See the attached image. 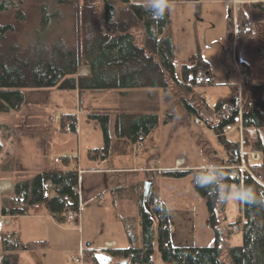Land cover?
<instances>
[{
    "label": "trees",
    "instance_id": "obj_1",
    "mask_svg": "<svg viewBox=\"0 0 264 264\" xmlns=\"http://www.w3.org/2000/svg\"><path fill=\"white\" fill-rule=\"evenodd\" d=\"M234 15L231 12L227 19V38L233 41L236 35L237 46L247 41L259 73L264 75V1L244 0L237 5L236 18ZM169 25V13L163 19L154 20L147 2L0 0V116L18 112L24 104L28 105L27 89L30 94L51 89H77L80 93L87 89L113 91L121 97L136 89L160 91L164 107L152 102L143 105V109L130 111L120 104L114 110L118 138H128L132 144H138L160 125L161 113L167 123L176 118L173 110L184 111L189 117L201 118L216 134L222 155L201 134L191 132L211 164H218L229 173L226 183L239 185L244 178L245 184L253 186L258 193L264 192V79L254 76L255 80L244 93L241 111L234 83L230 84L226 96L207 103L205 88L213 83L198 84L195 76L201 70L211 75L210 65L198 50L189 63H181L177 69ZM241 63L250 65L245 60ZM83 67L88 68L87 75H79ZM170 99L173 107L165 108ZM96 116L102 123L106 144L90 149L88 157L102 162L109 156L111 117L108 112ZM27 119L13 132L41 136L39 144L46 154L47 144L58 132H68L70 126L76 131L78 115L60 110L58 118L56 111H51L44 135ZM239 119L241 140H233L228 132L237 126ZM3 126L0 120V132ZM2 148L0 142V151ZM242 148L248 169L242 172V178H237L240 170L233 166L230 156ZM252 151L260 153V160L250 158ZM54 162L55 166L33 176L28 175V167L21 157L0 162V172L12 174L14 183L12 192L0 193V224L2 217L26 216L36 205L45 208L59 223L67 222L69 211H80L78 169H70L68 161ZM200 170L169 169L155 174L183 177ZM132 188L141 217L140 245L105 249L113 257L111 264H153L156 240L164 264H264V205L240 202L238 218L226 223L227 202L217 204L208 189L195 185L208 210V223L215 232L214 244L174 246L168 209L159 199L156 188L151 186L149 191L146 181L142 180L133 183ZM236 225L240 227L239 245L230 242ZM45 243L23 241L20 230H5L0 235V264H17L16 251L37 250ZM98 253L94 248H85L83 264H100Z\"/></svg>",
    "mask_w": 264,
    "mask_h": 264
},
{
    "label": "rangeland",
    "instance_id": "obj_2",
    "mask_svg": "<svg viewBox=\"0 0 264 264\" xmlns=\"http://www.w3.org/2000/svg\"><path fill=\"white\" fill-rule=\"evenodd\" d=\"M133 1L147 2V0ZM243 1H170L169 30L174 40L177 69L181 63H189L199 50L201 56L209 63L214 76V83L205 88L209 101L226 96L230 92V84L237 81L238 73L234 68V61L232 58H226V53L235 45L227 38V19L231 12L236 18L237 5ZM236 40L235 43H237ZM237 54L239 61L245 60L250 64L252 82L257 75L264 79V75L259 73V68L255 64L256 58L251 54L247 41L239 43ZM88 73V68L83 67L79 75ZM249 86L242 90L241 95L239 94L242 100ZM28 92V89L25 90L28 105L24 104L18 112L0 116L4 125L0 132V142L3 144L0 162L21 157L28 167V175L33 176L36 172L55 166L56 156L71 154L79 158L70 160L69 168L83 169L87 172V166L90 165L88 145L103 147L106 144L102 123L96 115L107 112L110 114L111 138L109 156L103 162L104 168H107L106 177L103 179L105 186L102 192L103 198L88 200L84 203L77 222L59 223L45 208L39 206L34 207L21 219L20 228L19 217L12 218L10 226L0 224V235L5 230H20L23 241H46L44 248L16 251L17 264H83L82 260L77 262L76 259H82V250L86 248L88 242L101 249L104 247L105 240L113 238L118 240L117 247L140 245L141 217L134 201L135 189L132 188V184L138 180L146 181L149 191L151 186H154L159 199L166 204L174 246L214 244L215 232L208 223L209 214L206 204L195 188L196 173H189L183 177L155 174L159 170L179 168L175 164L180 158L185 160L182 169L191 167L203 169L211 164L192 131L201 134L203 139L209 141L219 155H222V148L216 134L206 124L203 127L196 125L192 122V117L184 111L178 113L176 110H173L176 118L166 123L165 115L161 113L160 125L144 140L139 141V144L133 146L128 138L116 136L114 110L119 109L122 104L130 111L137 108L143 109V105H149L152 102L163 105L164 98L160 91L136 89L122 97L113 91L89 89L81 93L77 89H51L48 92L31 94ZM171 101L172 99L165 103V108L173 107ZM60 110L77 113L76 131L58 132L53 141L47 144L46 154H43V148L39 144L41 136L30 137L13 132L19 123L29 117V120L27 119L29 123L40 128L44 135L49 113L56 111L58 115ZM88 112L92 115L88 116ZM240 123L239 119L237 126L229 131L234 130L233 135L228 132V136L233 140L240 139L239 135L242 133ZM234 133H237L236 136ZM126 166L134 169H115ZM0 175H2L0 177L1 192L12 191L14 186L12 174L0 172ZM81 179L80 177V184ZM145 206L149 209L147 199H145ZM225 214L226 223L234 222L240 214V202L236 200L227 202ZM239 234L240 232L234 233L231 244H241ZM153 264H164L157 240Z\"/></svg>",
    "mask_w": 264,
    "mask_h": 264
},
{
    "label": "clouds",
    "instance_id": "obj_3",
    "mask_svg": "<svg viewBox=\"0 0 264 264\" xmlns=\"http://www.w3.org/2000/svg\"><path fill=\"white\" fill-rule=\"evenodd\" d=\"M169 8L170 0H147V9L154 20L163 19ZM228 178L229 173L222 166L211 164L196 173L195 183L208 189L217 204L236 200L250 206L264 205V192L258 193L253 186L245 184L244 178L239 185L227 184Z\"/></svg>",
    "mask_w": 264,
    "mask_h": 264
},
{
    "label": "built area",
    "instance_id": "obj_4",
    "mask_svg": "<svg viewBox=\"0 0 264 264\" xmlns=\"http://www.w3.org/2000/svg\"><path fill=\"white\" fill-rule=\"evenodd\" d=\"M226 57L227 58H232L234 61V67L238 73V79L236 82V87H237V94H238V101H239V106L242 107V96H239V94L241 95L242 90L246 87L249 86L251 83V78H250V73H249V68L243 64H241L236 56V47L234 45V47H232V49L226 53ZM195 80L198 84H207V83H213L214 82V77L212 75H208L207 73H205L204 71H198L196 76H195ZM195 123L199 124V125H203V122L201 119L196 118L194 120ZM69 130H72L71 126L68 127ZM244 152L240 151L238 154H234L232 155L230 158L233 161V166L239 168L240 173L236 174L237 178H242V172L247 170V164L245 162V157H244ZM251 158L255 161H258L260 159V154L258 152H252L251 153ZM72 160V159H78V156L75 155H71V154H64L62 156H57L55 158V161H60V160ZM79 216L78 212H72L69 211L67 214V221L68 222H72L75 219H77V217ZM4 222H7L4 220ZM234 230L236 232H239L240 227L239 226H234ZM80 259H77V261H79Z\"/></svg>",
    "mask_w": 264,
    "mask_h": 264
},
{
    "label": "crops",
    "instance_id": "obj_5",
    "mask_svg": "<svg viewBox=\"0 0 264 264\" xmlns=\"http://www.w3.org/2000/svg\"><path fill=\"white\" fill-rule=\"evenodd\" d=\"M207 96L208 95H206V97ZM233 131L234 130L229 132V134L233 135ZM236 134L237 133H234L235 136H236ZM92 145L93 144H89L88 145V149L89 150L95 147V146H92ZM135 145L136 144H133V146H135ZM133 146H131V148ZM180 159H183V158H180ZM180 159H177V163L175 164V166L183 167V166H180V164H179ZM89 162H90V165L87 166V169H86L87 172H84L83 169H80V171H81L80 172V177L82 178L81 179V184L79 186L81 208L83 207L84 203H86L88 200L91 201V200H95L97 198L98 199L103 198L102 192H103V189L105 187L104 184H103V179L106 177L105 171H106L107 168H104V166H103V162L104 161L98 162V161L90 160ZM115 169L133 170L134 168H132L131 166H126V167L115 168ZM189 169H195V168L191 167ZM80 215H81V213H80ZM23 217L24 216L18 218V220H19V228H20L21 219ZM9 221H10V223L8 224V226H10L12 224V218H10ZM29 241H36V240H29ZM117 241L118 240L116 238L115 239L114 238L113 239H107V240H105L104 247H102L101 249L109 248L111 246L112 247H117V243H118ZM44 247H46V245L41 247V248H44ZM92 247L94 249H96V250L97 249L101 250L100 248L96 247L94 244H92ZM17 259H18V256H17ZM19 261H20V256H19Z\"/></svg>",
    "mask_w": 264,
    "mask_h": 264
},
{
    "label": "water",
    "instance_id": "obj_6",
    "mask_svg": "<svg viewBox=\"0 0 264 264\" xmlns=\"http://www.w3.org/2000/svg\"><path fill=\"white\" fill-rule=\"evenodd\" d=\"M195 185H197V184L195 183ZM91 246H92V243H89V242H88V243L86 244V247H87V248H89V247H91ZM99 258L103 260V261H102V262H103L102 264H109V263L111 262V260H112V258H111L110 256H106V255H103V254H100V255H99ZM104 258H105V260H104Z\"/></svg>",
    "mask_w": 264,
    "mask_h": 264
},
{
    "label": "flooded vegetation",
    "instance_id": "obj_7",
    "mask_svg": "<svg viewBox=\"0 0 264 264\" xmlns=\"http://www.w3.org/2000/svg\"><path fill=\"white\" fill-rule=\"evenodd\" d=\"M100 254H103V255H106V256H110V257L112 258L111 262L113 261V257H112L109 253H107V252H105V251H100V252L98 253V258H99V255H100ZM104 260H105V258H104ZM102 261H103V260L99 258V263H100V264L103 263ZM109 264H110V263H109Z\"/></svg>",
    "mask_w": 264,
    "mask_h": 264
},
{
    "label": "bare ground",
    "instance_id": "obj_8",
    "mask_svg": "<svg viewBox=\"0 0 264 264\" xmlns=\"http://www.w3.org/2000/svg\"><path fill=\"white\" fill-rule=\"evenodd\" d=\"M112 262H110V264H111Z\"/></svg>",
    "mask_w": 264,
    "mask_h": 264
}]
</instances>
